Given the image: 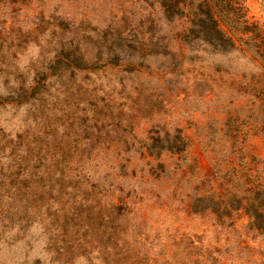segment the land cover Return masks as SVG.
<instances>
[{"label": "rangeland", "instance_id": "obj_1", "mask_svg": "<svg viewBox=\"0 0 264 264\" xmlns=\"http://www.w3.org/2000/svg\"><path fill=\"white\" fill-rule=\"evenodd\" d=\"M259 184L264 0H0V264H264Z\"/></svg>", "mask_w": 264, "mask_h": 264}, {"label": "trees", "instance_id": "obj_2", "mask_svg": "<svg viewBox=\"0 0 264 264\" xmlns=\"http://www.w3.org/2000/svg\"><path fill=\"white\" fill-rule=\"evenodd\" d=\"M215 37L219 40H223V35H221V33L219 32V30L216 31ZM258 187L260 186V188H256L254 191L257 194L263 193L264 192V187L262 185H257ZM261 191V192H260ZM251 206L254 207L253 204H251ZM249 207L245 208V211L248 212L249 218L251 220V223L254 224V222H258V221H263L264 222V211H262L259 207H254L253 212H250L248 209Z\"/></svg>", "mask_w": 264, "mask_h": 264}]
</instances>
